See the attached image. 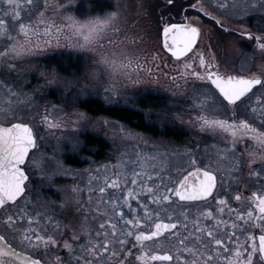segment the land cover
Returning a JSON list of instances; mask_svg holds the SVG:
<instances>
[{"label": "snow or ice", "instance_id": "1", "mask_svg": "<svg viewBox=\"0 0 264 264\" xmlns=\"http://www.w3.org/2000/svg\"><path fill=\"white\" fill-rule=\"evenodd\" d=\"M77 7L72 0H0V226L16 240L13 244L0 234V264H264V63L254 71L245 66L247 54H230L224 34L235 30L223 23L241 12L247 15L249 8H264V0L247 6L237 0H194L188 8L199 15H184L178 22L161 13L156 39L162 37V49L175 61L172 73L163 72L169 90L181 107L191 101L184 111H197L187 123L215 142L202 147L192 140L178 149L160 141L152 154L137 152L134 160L122 149L115 163L88 170L86 211L78 183L66 188L55 183L57 176L72 175L60 158L61 142L68 140L74 153L81 150L78 138L63 133L70 129L78 136L110 122L93 121L78 109L87 86L73 92L79 81L71 72L65 77L55 68L41 69L38 60L51 38L59 44L63 34L72 47L93 54L95 91L102 90L106 99L120 97L122 89L145 82L138 50L127 45L145 42V35L151 38L152 30L138 19L141 10L151 15V0H137V18L131 20V6L121 0L102 15L84 18L69 12ZM8 17L19 22L18 30L15 24L9 28ZM202 17L221 30L214 40L201 26ZM238 35L252 41L253 52L264 57V31ZM157 60L163 62V57L155 52L152 62L161 71ZM31 73H38L43 84L29 92L24 89ZM147 73L152 76V68ZM49 86L64 94L60 107L72 109L64 112L66 119H52L57 105L44 104L42 111L37 107L35 93ZM21 105L37 107V112L26 120L18 111ZM166 118V112L157 116ZM173 118L185 122L183 112ZM52 129L61 135L48 155L41 130ZM119 132L123 140L147 143L123 126ZM184 157L186 161L173 159ZM48 164L54 165L50 171ZM173 171L180 178L172 180ZM45 189L61 193L58 207L72 204L82 218L62 224Z\"/></svg>", "mask_w": 264, "mask_h": 264}, {"label": "rangeland", "instance_id": "2", "mask_svg": "<svg viewBox=\"0 0 264 264\" xmlns=\"http://www.w3.org/2000/svg\"><path fill=\"white\" fill-rule=\"evenodd\" d=\"M109 3H111V9L106 10L110 11L113 9L115 5V0H107ZM175 3L172 6L167 7L168 10H173L176 11V6L178 4L177 0H174ZM57 2H63L67 3V0H57ZM72 3L74 5H77V8H71L69 9V12L73 14L74 16H77L78 18H84L87 16H96V15H102L104 12H96L91 10L90 5L84 1V0H72ZM127 3L128 5L131 6L132 11L128 13L129 19H136L137 17L135 16V10L137 7V0H121V4ZM161 3L162 0H151V15L149 16L148 14L143 13L141 10V16L138 17L140 20V24L150 28L151 31V38H149L147 35H145V42L143 43H137L135 45L133 44H128L127 47L129 48H134L137 49V54L140 55L141 57V65L144 68V71L140 72V75L144 78L143 83L132 86L129 85L127 89H122V95L120 97H111L110 99L105 98V93L101 90L99 92L95 91V84L91 80V73L97 70V65L93 63L94 56L92 53H86L83 51H80L79 49L72 47V40L65 39L64 35L61 34L60 39H59V44H57V40L55 37H52V43L50 47H47L45 51L40 55L39 60H38V66L41 69H49V68H55L57 70H60V75L67 77V74L71 72L73 76L76 77V79L79 81V84L72 89L73 92L77 90L79 87H86V92L84 95L80 97L82 98H87V97H95L101 99L106 105H125V106H133L136 97L138 95H143L145 93H156V94H161L165 95L167 97V102H166V107H164L162 110L157 111V112H150V116H152V120L156 121L159 123V126H165V127H170L173 129L185 131L186 133L189 131V134L191 136H195V129L187 123V120L194 116L197 109L191 108L190 111H184L185 108H189L191 105V101H188L187 104H184L183 107L181 105L177 104V97H174L172 95V91L169 90L170 87V80L168 77L163 75V72H169L172 73L173 69L175 67V61L169 58L166 54L165 51L162 49V44H161V39L158 41L156 39V24L157 21L159 20V17L161 16V13L164 14V18L168 14H172L169 11H165V9L161 10ZM162 11L161 13H158V11ZM168 12V13H167ZM177 13V12H173ZM51 13H49L50 15ZM175 15V14H174ZM177 16V15H176ZM25 20L28 18L25 16ZM11 18L8 17V26L11 29L13 27V24H15V29L18 30V23H12L9 22ZM57 20V23H61L62 21L60 18L57 16L55 18ZM130 30V33L131 34ZM135 31H139V28L135 29ZM45 39H48V37H45ZM41 44H43V40H41ZM143 50V51H141ZM158 52L161 57H163V62L168 63V68H163V62L160 60H157L155 63L161 64V71L156 70V68L153 65L152 62V55ZM147 61V62H146ZM65 63V64H64ZM152 68L153 75L149 76L147 73V69ZM153 77H159L158 82H153ZM101 80L107 81V77L105 75H101ZM12 80H16V77L13 76L11 78ZM28 84L25 86V91L31 92L33 89L38 88L41 84H43V79L38 76V73H31L27 77ZM35 99L37 101V107L40 108L42 111V106L44 104H48L49 106L51 105H57L55 109H52V119L53 120H60L61 118L66 119L67 117L64 116V112H71L72 109H62L61 104L62 101L65 99L64 94L62 91H56L54 86H49L47 89H40V91H37L35 93ZM78 106V105H77ZM37 107H32L29 108L26 105H21L18 108V111L24 116L26 120L29 119L30 116L35 115L37 112ZM78 109L82 111L79 107ZM84 112V111H83ZM162 112L167 113L166 119L163 120H158L157 116L161 114ZM176 112H183L184 114V123H181L179 120H175L173 118V114ZM88 115V114H87ZM93 121H104L107 120L109 121V126H104L103 124H97V126L93 129L91 127L88 128L86 132H83L82 134H77L72 133L71 130L69 129L68 131L64 132L63 135L66 137H72L73 139H79L80 141V149L83 148V140L82 137L83 135L87 133H93L99 136L105 137V139L108 141L110 148L108 149V154L106 156L105 163L106 164H112V162L117 160V157L119 156V153L121 152L122 149L127 148L129 152V158L130 159H136V153L141 152L145 154H152L153 152V146L160 141H164L165 143L171 142L172 146L178 148V149H183L182 144H177L176 142L172 140H165L162 138H152L149 137L146 134H142L138 131H135L128 126L113 121L111 119H108L106 117H93L88 115ZM39 120V116L36 117L35 121H31L32 123H36V121ZM123 126L124 128L134 132V133H139L141 134L147 141L145 143L144 141H127L123 140L122 133L119 132V127ZM41 134L44 136V140L41 142L42 148L46 150L48 155H51V148L52 146H55L57 144V139L56 137L61 135L60 130L57 129H52L51 131H44L41 130ZM61 146L63 148V152L61 154V159L64 162V159L67 158H76L78 161H84L87 165L85 168H87V171L89 169H95L98 167V164L93 163L91 159L82 157V159L79 160L77 157V153H74L71 151L72 145L68 140H63L61 142ZM185 148V147H184ZM81 151V150H80ZM79 151V152H80ZM65 166L71 170L72 167L68 166L65 164ZM46 168L50 171L52 168H54V165L48 164L46 165ZM83 172V171H80ZM89 173V172H88ZM71 176H74L76 181L83 184V178L84 175L83 173L79 172H74L72 171V175L69 176H57L55 178V183L58 186L61 187H67L73 183ZM37 183H40L39 180H37ZM81 187V186H80ZM55 190L54 189H45L43 191V195L45 197H50V194H52ZM58 197L60 198L61 202V193H56ZM56 204V203H55ZM60 204V203H59ZM56 204V215H60L63 213V215H68L69 210H67L68 205L65 209L61 210L58 205Z\"/></svg>", "mask_w": 264, "mask_h": 264}, {"label": "flooded vegetation", "instance_id": "3", "mask_svg": "<svg viewBox=\"0 0 264 264\" xmlns=\"http://www.w3.org/2000/svg\"><path fill=\"white\" fill-rule=\"evenodd\" d=\"M177 1H178V4L176 6V11H173V10L167 9V7L172 6V5H167L166 0H162L161 10L165 9V11H169L172 13V14L166 15V17L164 18L165 20L171 19L173 22H178V21L182 20L184 15H199L198 13H195L194 10H192L191 8H188V5L192 2H194V0H177ZM205 2L210 3V0H205ZM237 2L244 5V6H247V5H250L253 2V0H237ZM257 2H258V0H257ZM174 3H175V1H174ZM184 9H187V11L185 12ZM161 10L158 11V13H161L162 12ZM173 12H177V13H173ZM220 15H223V14H220ZM262 16H264V8H256V9L249 8L247 15H245L243 12H241L240 16H232V17H229V18L223 20V23L226 27L235 30L233 32L224 34L226 36L227 40L230 42V46L228 49L229 53L232 55H235L239 51V52L247 54L244 57L245 66L247 67L250 65L254 71L257 70L258 65L264 63V57H261L259 53H254L253 52V42L247 40V38L245 36L238 35V33L241 31H245V30H250L253 33H258L260 31H264V27H262V26H264V19H261ZM5 19L8 22V18H5ZM9 22L19 23V22H13L11 19L9 20ZM200 23H201V26L203 27L204 31L207 32L209 36L213 37V40L215 39L216 34L219 31H221L219 29V27L217 25H215V22L212 20H209L207 17H202ZM161 44H162V37H161ZM164 51H165V54L169 58L174 60V58L171 57V54L169 52H167L166 50H164ZM248 57H251V59H248ZM93 117H95V116H93ZM108 119H110V118H108ZM111 120H113V119H111ZM113 121L121 123L120 121H117V120H113ZM168 128H170V127H168ZM171 129H173V128H171ZM173 130H175V129H173ZM175 131L179 133V136H163V135L160 137L159 136L155 137V136H150V135H148V136L152 137V138H162L165 140H172V141L176 142L177 144H182L183 148L186 147L188 142H190L192 140L199 142L202 147L206 143L211 144V143L215 142V141H213V139L210 136H208L206 134L198 133V132H196V130H194L196 133L195 136H191L189 134V131L187 133L185 131H181V130H177V129ZM87 134H91L94 136L96 135L93 133H87ZM96 136L105 140L108 143V141L105 139V137L99 136V135H96ZM109 148H110V146L108 143V149ZM108 149H107V153L104 154L105 155L104 157L94 158L93 156H89L86 152H84V142H83V148L76 155L79 158V160L82 159V157H86V158L91 159L92 164L95 163V164H98L100 166V165L106 164L105 160H106L107 154L109 153ZM173 159L174 160L175 159H181L182 161H186V157H184V158H173ZM115 162L116 161H114L112 163H115ZM64 164L71 166L73 169L72 171L79 172L81 174L83 173V175H84L82 185H81V183L76 181L77 178H75V180H73V176H71V178H72L73 183H78L81 186V188L84 190L81 193V197H82V200L85 204V211H86L89 207V205H88V177H89V173L87 171V168H85L87 164L82 160L78 161L77 164H70L68 162V158L64 159ZM184 167H187L186 163L184 164ZM80 171H83V172H80ZM181 172H182V170H181ZM102 173H103V170H102ZM180 176H181V173H178L175 171H173L171 173L172 180L178 179V178H180ZM166 182H169V181L166 180ZM49 198L52 201H55L56 204L60 203V198L56 194L55 195L50 194ZM95 199H96V195L93 194V200H95ZM209 199L211 201V198H209ZM67 210H69L68 215H63V213L60 215H57V218L61 220L62 224L66 223L69 218L74 217L75 220H80L82 218L83 213H76L74 205L70 204L68 206ZM89 223L92 224L93 227H95V221L89 220ZM0 234L5 235L10 242H12L13 244H16V240L13 238V235L9 232H6L3 228V226H0ZM17 247L20 248L21 246L17 245ZM39 254L42 255V253H39ZM61 254L64 255L65 253H61ZM157 264H160V262H157Z\"/></svg>", "mask_w": 264, "mask_h": 264}, {"label": "trees", "instance_id": "4", "mask_svg": "<svg viewBox=\"0 0 264 264\" xmlns=\"http://www.w3.org/2000/svg\"><path fill=\"white\" fill-rule=\"evenodd\" d=\"M91 10L96 12H104L111 9V3L107 0H84ZM65 64V63H64ZM84 103L78 104V107L87 114L95 117H107L120 121L129 128L142 134L150 136H179L175 130L159 126V123L152 120L150 112H157L166 107L167 97L165 95L147 92L138 95L133 106L125 105H106L101 99L95 97L82 98ZM84 142V152L94 158H102L107 153L108 143L91 134H85L82 137ZM70 164H77L78 160L68 158Z\"/></svg>", "mask_w": 264, "mask_h": 264}]
</instances>
